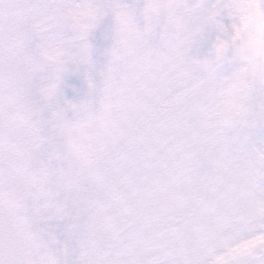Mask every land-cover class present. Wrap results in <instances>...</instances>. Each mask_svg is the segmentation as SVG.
I'll return each mask as SVG.
<instances>
[{
  "label": "snow or ice",
  "instance_id": "obj_1",
  "mask_svg": "<svg viewBox=\"0 0 264 264\" xmlns=\"http://www.w3.org/2000/svg\"><path fill=\"white\" fill-rule=\"evenodd\" d=\"M0 264H264V0H0Z\"/></svg>",
  "mask_w": 264,
  "mask_h": 264
}]
</instances>
